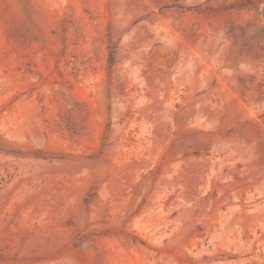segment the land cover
I'll return each mask as SVG.
<instances>
[{
  "label": "rangeland",
  "instance_id": "rangeland-1",
  "mask_svg": "<svg viewBox=\"0 0 264 264\" xmlns=\"http://www.w3.org/2000/svg\"><path fill=\"white\" fill-rule=\"evenodd\" d=\"M0 264H264V0H0Z\"/></svg>",
  "mask_w": 264,
  "mask_h": 264
}]
</instances>
